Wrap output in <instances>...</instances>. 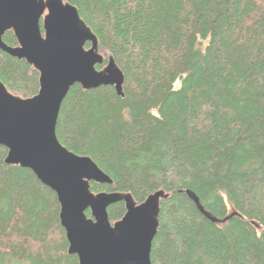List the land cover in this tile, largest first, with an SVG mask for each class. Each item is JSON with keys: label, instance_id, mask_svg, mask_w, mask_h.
Instances as JSON below:
<instances>
[{"label": "trees", "instance_id": "obj_1", "mask_svg": "<svg viewBox=\"0 0 264 264\" xmlns=\"http://www.w3.org/2000/svg\"><path fill=\"white\" fill-rule=\"evenodd\" d=\"M65 1L125 76L124 97L76 84L61 106L60 142L113 180L93 191L170 194L153 264H264V0ZM4 41L18 45L13 31ZM0 80L21 97L40 90V73L2 49ZM7 154L0 145V264H79L57 193ZM108 211L114 223L125 203Z\"/></svg>", "mask_w": 264, "mask_h": 264}, {"label": "water", "instance_id": "obj_2", "mask_svg": "<svg viewBox=\"0 0 264 264\" xmlns=\"http://www.w3.org/2000/svg\"><path fill=\"white\" fill-rule=\"evenodd\" d=\"M8 31L14 32L18 45L4 41ZM0 49L25 59L40 73V90L28 98L12 93L0 80L5 161L31 169L57 193L69 253L78 256L79 264H153L161 202L170 194L158 190L138 203L130 192L93 191L92 182L113 184L112 178L57 136L61 106L72 86L90 90L112 85L124 97L125 76L113 56L105 64L97 35L65 0H0ZM119 202L125 203L126 213L112 223L108 209Z\"/></svg>", "mask_w": 264, "mask_h": 264}, {"label": "rangeland", "instance_id": "obj_3", "mask_svg": "<svg viewBox=\"0 0 264 264\" xmlns=\"http://www.w3.org/2000/svg\"><path fill=\"white\" fill-rule=\"evenodd\" d=\"M179 85H180V81L177 82V86H179ZM230 207H232L231 203H230Z\"/></svg>", "mask_w": 264, "mask_h": 264}, {"label": "bare ground", "instance_id": "obj_4", "mask_svg": "<svg viewBox=\"0 0 264 264\" xmlns=\"http://www.w3.org/2000/svg\"><path fill=\"white\" fill-rule=\"evenodd\" d=\"M67 97V96H66Z\"/></svg>", "mask_w": 264, "mask_h": 264}]
</instances>
